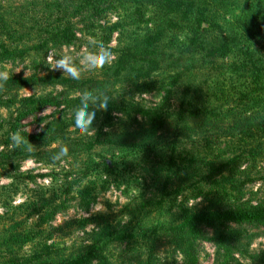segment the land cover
I'll use <instances>...</instances> for the list:
<instances>
[{"label": "rangeland", "instance_id": "rangeland-1", "mask_svg": "<svg viewBox=\"0 0 264 264\" xmlns=\"http://www.w3.org/2000/svg\"><path fill=\"white\" fill-rule=\"evenodd\" d=\"M84 7V0H0V11L17 31V41L38 39L34 42L37 44L41 37L52 41V32L68 26L76 35L71 45L50 46L25 61L0 64V72L7 70L8 75L25 77L34 73L71 77L65 69L50 66L51 55L55 60L67 57L79 78L92 81L88 90L73 91L61 86L22 90L21 97L47 93L56 98V106L25 118L21 122L24 130L41 133L59 121L76 139L108 133L102 138L107 145L96 148L91 155L42 154L22 162L18 170L7 165L0 168V233L18 230L29 234L31 239L21 248L22 239L5 242L15 247L10 248L13 252L26 257L36 251L47 254L50 246L55 256L72 258L92 245L102 249L101 245L108 242L104 253L111 264H188L164 231L178 219L182 209L264 206V137L249 140L238 127L244 120L259 119L264 100L257 98L249 73L239 70L238 48L227 59L207 58L183 64L179 75L167 71L147 80L129 76L116 82L113 76L117 50L142 35L147 25L162 23V16L152 6L138 4L136 8L128 0L87 6L86 11ZM240 11V6L224 7L216 13L219 27H204L236 33L235 20ZM186 37V32L166 34L163 49L169 61L165 65L175 62L170 49L185 44ZM246 46L244 41L239 43V47ZM97 52H105L108 59L101 60L102 66L93 67L85 57ZM144 80L151 90L143 88ZM108 83L115 85L103 89ZM98 97L107 103L111 117L105 123L103 118H94L85 130L73 125L74 113L80 108L90 112L88 104ZM195 107L215 111L218 127L206 126L201 120L181 123L180 112L184 110L190 117ZM140 109L150 110L151 118L136 115ZM0 115L6 123L17 117V113L6 109H0ZM6 131L7 128L0 130L1 138ZM206 141L212 142V151L206 150ZM60 145L56 143L50 149ZM217 155L240 160L231 162L230 167L244 183L241 192L223 193L205 176L206 161L217 159ZM90 182L97 187L96 200L90 208L71 199L70 207L52 222L39 223L45 201L49 204L54 197L59 202L72 198L77 189ZM238 186L242 187L240 183ZM72 187L74 192L67 194ZM144 226L157 228L158 235L144 239ZM131 233L135 238H125ZM121 237L124 240L119 242ZM1 243L2 250L7 251ZM195 249L197 264H264V225L206 228L195 241ZM0 264L5 263L0 259Z\"/></svg>", "mask_w": 264, "mask_h": 264}, {"label": "trees", "instance_id": "trees-1", "mask_svg": "<svg viewBox=\"0 0 264 264\" xmlns=\"http://www.w3.org/2000/svg\"><path fill=\"white\" fill-rule=\"evenodd\" d=\"M110 1L84 0V10H88L87 6L105 4ZM128 2L136 8L138 4L156 8L162 16V23H156L154 27L147 25L142 35L117 50L113 76L116 82L129 76L141 81L143 79L147 80L160 72L175 71L176 74L183 64L189 63V65H192L200 59L203 61L207 58L213 61L227 59L238 48L237 52L241 56V63L239 64L241 68L239 70H245L249 73V77L256 88L255 92L258 91L257 98L260 101L264 100V97L261 96L264 93V0H128ZM229 6L241 7L240 14L235 20L236 33H223L221 28L220 32L218 29L211 31L204 27L205 24H208L211 28L219 27L216 13ZM174 31L175 33L186 32L188 41H186V45L179 43L173 49H170V56L175 59V62L171 61V63L165 65V62L169 59L165 58L167 53L163 49V44L166 34ZM16 33L17 31L13 29V25L0 11V64L25 61L42 53L50 46L71 45L76 40V35L70 26L67 28L59 27L56 33L52 32V41H47L46 38L43 40V37H41L37 44H34V42L38 39L17 41L15 39ZM242 41L247 43L245 49L239 47V43ZM254 45L258 46L259 49H255ZM186 54H188V57H185ZM145 80L143 88L151 90V86ZM179 81L180 79L176 80L175 84ZM91 83V80L88 81L79 77L42 75L39 73L26 77L9 74L6 79L0 78V109L17 113V117L8 123L0 115L2 123H0V130L7 128L4 137H0V146L3 148L0 150V168L7 165L18 170L24 161L32 158L36 159L42 154L56 155L63 152L62 150L65 148L67 149L66 155L75 153L91 155V152L96 148L105 147L107 143L102 138L107 136L108 133L99 132L95 137L84 136L76 139L72 137L69 127L59 121L53 122L44 131L37 134L25 131L21 125V122L32 114L56 106V98L51 94L35 93L21 97L20 92L22 90L27 88L47 90L48 88L61 86L73 91H80L90 89ZM109 85L115 84H105L103 89H107ZM141 92H143V89ZM102 100L104 101V99L98 97L96 102L88 104L87 101L86 105L88 104L87 107L90 113H95V119L103 118V123H105L106 119L111 117V111L109 107H102ZM83 104H85V101ZM135 114L141 115L146 120L152 116V112L148 109H140ZM185 114L186 111L184 110L179 114L181 123L186 122V120H201L206 126L218 127L216 112L208 107L203 109L195 107L190 117ZM258 115L260 117L257 121L252 119L242 121L240 119L242 121L238 125L240 132L246 135L249 140L254 141L264 137V108L261 109ZM206 142V150L212 151V142ZM56 143H60V147L50 149ZM217 156V159L206 161L205 176L209 177L214 186L223 190V193L237 190L241 192L244 183L236 177L235 169L230 167L231 162L234 161L236 164L240 160L235 157ZM239 183L242 187L238 186ZM96 190V185L90 182L88 185L77 189L76 196L72 198L67 197V199L59 202L56 200L58 198L54 197L51 198L49 204L45 201L43 207L46 209L41 213L39 223L46 225L52 222L59 213L65 212L70 207L71 199H78L85 207L90 208L96 200L94 194ZM71 192H74L73 187L69 189L67 194ZM245 223L264 225V206L198 211L185 208L180 211L178 219L167 226L164 231L175 248L184 256L186 262L197 264L195 241L202 237L204 229H217L221 225ZM141 231V236L147 240L156 237L159 232L157 228L145 226L142 227ZM4 233H0V241L2 242L1 246L6 247L5 250L7 251H3L0 247V259L5 264H111L104 253L108 242L101 245L102 249L92 245L83 254L72 258L55 256L56 253L50 246L47 247V254L36 251L33 255L26 257L13 252L10 248L14 249L15 247L5 245V242L6 240L12 242V240L20 241L22 239L20 241L22 242L20 243L21 248L29 242L30 235L18 232V230H5ZM125 238L133 239L135 235L131 233L126 235ZM117 240L121 242L124 238L121 237Z\"/></svg>", "mask_w": 264, "mask_h": 264}, {"label": "clouds", "instance_id": "clouds-1", "mask_svg": "<svg viewBox=\"0 0 264 264\" xmlns=\"http://www.w3.org/2000/svg\"><path fill=\"white\" fill-rule=\"evenodd\" d=\"M49 64L52 68H63L66 70L67 73H70L74 78H78L79 73L77 69L70 65L69 59L67 57H64L59 60H55L54 57L51 55L49 56ZM88 62H90L93 67L102 66L101 60H104L107 62L108 55L105 52H97L96 54H89L85 57ZM8 77L7 70L0 72V78L6 79ZM106 106L105 104H102V107ZM95 117L94 112H87L84 108L78 109L74 113L73 117V125L78 127L81 130H85L89 125H91L93 119ZM65 154H67V149L62 150Z\"/></svg>", "mask_w": 264, "mask_h": 264}]
</instances>
